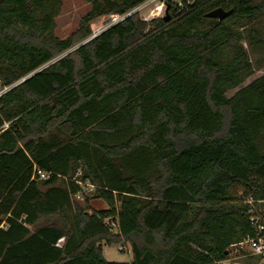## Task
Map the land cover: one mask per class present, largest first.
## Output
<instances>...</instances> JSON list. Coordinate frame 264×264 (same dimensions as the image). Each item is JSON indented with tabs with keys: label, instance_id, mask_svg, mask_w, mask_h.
I'll list each match as a JSON object with an SVG mask.
<instances>
[{
	"label": "trees",
	"instance_id": "trees-1",
	"mask_svg": "<svg viewBox=\"0 0 264 264\" xmlns=\"http://www.w3.org/2000/svg\"><path fill=\"white\" fill-rule=\"evenodd\" d=\"M85 1L61 39L62 0H0V82L19 83L0 98V264H218L253 234L234 190L264 201V75L227 96L264 67L244 46L264 51V0L169 1V21L94 38L148 0ZM218 7L233 13L206 17ZM74 178L108 209L76 202ZM124 241L131 263L107 262L101 244Z\"/></svg>",
	"mask_w": 264,
	"mask_h": 264
},
{
	"label": "rangeland",
	"instance_id": "rangeland-1",
	"mask_svg": "<svg viewBox=\"0 0 264 264\" xmlns=\"http://www.w3.org/2000/svg\"><path fill=\"white\" fill-rule=\"evenodd\" d=\"M256 2H260L261 0H255ZM63 2V9L61 14L58 16L56 22H57V28L55 30V34L57 37L61 38V39H65L67 37H69L70 35H72L73 33H75L79 27H80V23L82 20V17L91 9V4L86 2L85 0H62ZM161 5V1H151L148 0L146 3H144L143 5L140 6L139 10L136 12L137 15H139V17L143 18V17H147V15L149 14V10L151 9H155L157 8V6ZM166 8H164V12H165ZM160 11V10H159ZM159 11L156 10V13H160ZM165 15V14H164ZM163 16H159V17H164ZM158 18V17H157ZM154 19V18H150ZM109 20V16H103L98 18L97 20H95L92 24H91V29L93 32V35L95 33H98L99 31L103 30V28L107 26L108 21ZM148 20V21H150ZM240 25L237 24L235 27L238 28ZM255 27L257 29H259L264 37V15L260 17V19L258 20L257 24L255 25ZM240 30H242V28H240ZM244 46L246 47L250 59L253 61V63L255 62L256 59H260L261 57H264V51H253L250 46L248 45L247 42H244ZM264 75V67L257 70L256 73L251 76L249 79H247L239 88H236L232 91H229L227 93L228 97L233 96L240 88L247 86L248 84H250L253 80L261 77ZM236 200H238L239 202L245 198H248L247 196L243 195V191L241 190V188H236L234 190V196H233ZM87 197L85 199H75L76 202L80 203L82 206H87L89 205L91 207V210H106L108 209V204L107 202L100 197H97V194L95 193V196L93 195V197H89V202H87ZM241 203V202H240ZM260 207V211H263V208L260 204V206L258 205V209ZM55 220V219H53ZM52 220L50 219H43L41 221L40 225H45L48 224V222L50 223ZM113 234L117 233V229H113L112 230ZM104 244V246H103ZM103 247V256L110 262H128L132 259V254H131V244L129 242H122L118 245H106L105 243L101 244ZM253 257H251L250 255H248L243 262H247L248 264H255V259H253ZM246 263V264H247ZM261 264V263H259Z\"/></svg>",
	"mask_w": 264,
	"mask_h": 264
},
{
	"label": "built area",
	"instance_id": "built-area-1",
	"mask_svg": "<svg viewBox=\"0 0 264 264\" xmlns=\"http://www.w3.org/2000/svg\"><path fill=\"white\" fill-rule=\"evenodd\" d=\"M151 1H161V5L157 6L155 9L149 10V14L147 17H143L142 19L145 21L150 20V18H157L159 16H163L165 14L164 8L167 7V3L169 1L173 2L175 6L178 8V13H182L187 11L188 7L193 5L195 0H151ZM147 2V1H146ZM145 2V3H146ZM144 4V3H143ZM142 4V5H143ZM141 6V5H140ZM140 6L135 8L133 11L120 15L114 14L109 16V20L107 21L108 24L106 28L104 27L103 30L95 33L92 37H96L101 34L103 31L108 29L109 27L116 25L127 17L135 14ZM156 10L160 13H156ZM152 20V19H151ZM26 79V78H25ZM23 79L21 82H23ZM17 84L15 83L12 85H6L0 82V98L10 92ZM8 127V124L5 125ZM36 175H38L41 179H49L51 173H46L40 169H36ZM81 173H78L77 176H80ZM76 182L81 188L82 191L79 192L74 199H85L87 196L93 195L96 193V190L99 188L96 185H93L89 181L77 180L76 178L72 179ZM264 201L262 200H255L251 197L245 198L242 200V203L249 206L248 214H249V223L253 229V234L247 235L241 242L232 245L231 253L229 257L225 260L218 262V264H243V260L250 255L253 258H258L261 260V264H264V213L260 211V207L258 209V205L262 204ZM106 226L112 231L113 229H117L119 227V220L117 217H110L105 220Z\"/></svg>",
	"mask_w": 264,
	"mask_h": 264
},
{
	"label": "water",
	"instance_id": "water-1",
	"mask_svg": "<svg viewBox=\"0 0 264 264\" xmlns=\"http://www.w3.org/2000/svg\"><path fill=\"white\" fill-rule=\"evenodd\" d=\"M232 13H233V10H225L223 7H218L216 9L210 11L209 13H207L206 17L209 18V19H214V20H218V21H224ZM163 18H164L165 21H169L171 19V16L169 14V6L168 5L166 7L165 15H164ZM92 38H94V37H92ZM226 254H228V251L226 252Z\"/></svg>",
	"mask_w": 264,
	"mask_h": 264
},
{
	"label": "crops",
	"instance_id": "crops-1",
	"mask_svg": "<svg viewBox=\"0 0 264 264\" xmlns=\"http://www.w3.org/2000/svg\"><path fill=\"white\" fill-rule=\"evenodd\" d=\"M94 196H95V194H93ZM93 195H90V196H87V198H91V197H93ZM263 204V203H262ZM261 204V205H262ZM92 211V210H91ZM103 246H104V244H103ZM106 246V245H105ZM103 248V247H102ZM105 258V257H104ZM105 260L107 261V262H110V261H108L106 258H105ZM131 261H132V259L130 260V261H128V262H122V263H131ZM116 263H119V262H116Z\"/></svg>",
	"mask_w": 264,
	"mask_h": 264
}]
</instances>
